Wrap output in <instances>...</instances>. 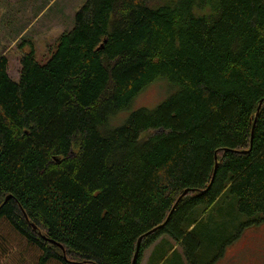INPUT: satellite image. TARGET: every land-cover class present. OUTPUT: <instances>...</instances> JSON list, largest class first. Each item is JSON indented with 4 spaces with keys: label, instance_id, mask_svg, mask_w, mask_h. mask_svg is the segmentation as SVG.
<instances>
[{
    "label": "trees",
    "instance_id": "obj_1",
    "mask_svg": "<svg viewBox=\"0 0 264 264\" xmlns=\"http://www.w3.org/2000/svg\"><path fill=\"white\" fill-rule=\"evenodd\" d=\"M72 21L16 81L0 56V223L36 264H132L137 242L135 264H198L264 223V0H86ZM156 81L172 94L129 111Z\"/></svg>",
    "mask_w": 264,
    "mask_h": 264
},
{
    "label": "rangeland",
    "instance_id": "obj_2",
    "mask_svg": "<svg viewBox=\"0 0 264 264\" xmlns=\"http://www.w3.org/2000/svg\"><path fill=\"white\" fill-rule=\"evenodd\" d=\"M85 1L0 0V56L6 57L8 76L12 80H18L21 53L31 50L26 42L31 41L36 58L42 60L62 31L71 28L75 14ZM59 22L63 23L62 28ZM27 24L30 28L23 31ZM20 31L23 32L19 35ZM172 92L165 83L156 81L136 96L129 111L153 109ZM113 123L117 124L118 120ZM236 219L239 222L253 221L243 214L237 215ZM240 224L239 231L231 234L232 241L222 250L206 251L202 247L203 250L196 252L198 264H264V223H253L246 228ZM153 246L143 252L139 264H147ZM175 248L179 250L178 245ZM39 255L6 222L0 223V264H36Z\"/></svg>",
    "mask_w": 264,
    "mask_h": 264
},
{
    "label": "crops",
    "instance_id": "obj_3",
    "mask_svg": "<svg viewBox=\"0 0 264 264\" xmlns=\"http://www.w3.org/2000/svg\"><path fill=\"white\" fill-rule=\"evenodd\" d=\"M59 24H60V26H61V28L63 27V23H60L59 22ZM8 25V23L6 24V26ZM72 26H73V22H72ZM72 26H71V28H72ZM28 28H30V25L29 24H27L26 25V27H24L23 28V31H25L26 29H28ZM71 28H69V30L71 29ZM22 30V29H21ZM68 29L67 30H64V31H62L63 32V34H64V32H67V31H69ZM23 31H20V33H19V35L23 32ZM62 34V33H61ZM60 34V35H61ZM18 36V35H17ZM151 252V251H150ZM150 255V254H149Z\"/></svg>",
    "mask_w": 264,
    "mask_h": 264
},
{
    "label": "water",
    "instance_id": "obj_4",
    "mask_svg": "<svg viewBox=\"0 0 264 264\" xmlns=\"http://www.w3.org/2000/svg\"><path fill=\"white\" fill-rule=\"evenodd\" d=\"M259 109V107L257 108V110ZM185 194V193H184ZM138 249H139V243L137 242V246H136V250H135V253H134V255H133V260H132V264H135V262H136V255H137V253H138Z\"/></svg>",
    "mask_w": 264,
    "mask_h": 264
},
{
    "label": "flooded vegetation",
    "instance_id": "obj_5",
    "mask_svg": "<svg viewBox=\"0 0 264 264\" xmlns=\"http://www.w3.org/2000/svg\"><path fill=\"white\" fill-rule=\"evenodd\" d=\"M175 247H177V245H176ZM175 247H174V248H175ZM178 247H179V246H178Z\"/></svg>",
    "mask_w": 264,
    "mask_h": 264
}]
</instances>
